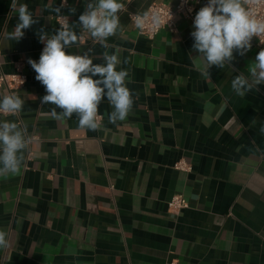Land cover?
I'll return each mask as SVG.
<instances>
[{
  "label": "crops",
  "instance_id": "1",
  "mask_svg": "<svg viewBox=\"0 0 264 264\" xmlns=\"http://www.w3.org/2000/svg\"><path fill=\"white\" fill-rule=\"evenodd\" d=\"M62 1L0 0V73H14L22 59L28 75L17 92L23 109L0 114L27 142L19 170L0 175V230L9 241L0 264H264V85L244 96L231 89L264 48L253 37L245 55L234 52L231 64L204 75L190 21L179 18L177 31L153 40L130 21L129 12L178 0H121L126 11L107 51L119 49L117 70L129 73L134 103L111 123L105 97L100 127L81 128L76 114L52 117L55 105L41 103L47 93L27 62L39 61L37 33L54 34L59 15L79 36L67 51L104 62L105 49L79 25L90 0ZM19 3L37 23L19 41L3 40L18 23ZM7 95L0 88V98ZM181 160L190 171L175 169ZM175 195L189 202L177 215L168 211Z\"/></svg>",
  "mask_w": 264,
  "mask_h": 264
},
{
  "label": "clouds",
  "instance_id": "2",
  "mask_svg": "<svg viewBox=\"0 0 264 264\" xmlns=\"http://www.w3.org/2000/svg\"><path fill=\"white\" fill-rule=\"evenodd\" d=\"M18 0H13V5ZM246 0H208L196 13L191 36L193 50L199 53L205 65L204 75H210L212 66L223 68L231 64L236 52L243 56L252 47L253 37H258L264 44V19H258L243 6ZM67 3L63 0L61 7ZM125 5L121 0H90L84 12L79 16L82 33L86 31L105 49L103 63L94 64L89 52L73 54L67 51L79 43V36L63 17L64 23L54 34L38 31L39 40L44 48L39 61L27 62L35 71V79L45 88L46 95L42 104L55 105L51 115L55 119L79 117V126L91 130L100 127L98 119L99 105L105 99L113 111L108 115L111 123L127 118L132 109L134 98L126 85L129 73L117 70L120 64L117 48L112 54L107 49L108 38L120 29L119 13ZM60 8H54L57 14ZM18 23L14 31L3 36V40L19 41L24 30L37 23L26 3H19L16 8ZM74 12L75 9H70ZM137 27L142 28L138 20ZM81 33V34H82ZM94 77H98L95 78ZM264 85V49H261L248 66V76L237 74L231 80V89L238 96L257 90ZM25 100L19 94L0 98V113L16 115L23 109ZM57 108L61 111H57ZM25 130L17 122L0 120V175L19 170L26 148ZM9 241L4 230H0V247L7 248Z\"/></svg>",
  "mask_w": 264,
  "mask_h": 264
},
{
  "label": "built area",
  "instance_id": "3",
  "mask_svg": "<svg viewBox=\"0 0 264 264\" xmlns=\"http://www.w3.org/2000/svg\"><path fill=\"white\" fill-rule=\"evenodd\" d=\"M202 1L203 0H178L175 5L153 3L143 14L129 12L128 15L133 27L138 31L139 35L149 40H153L163 30H168L170 32L177 31L179 18H184L190 21L193 27L195 15L199 11ZM64 6H68V2L64 4ZM244 7L256 18L264 19V0H246ZM124 11H126L125 7L121 12ZM62 16L66 17L67 22L69 23V18L67 16L59 15L56 17V22L60 27L61 24L64 23ZM138 20L142 23V28L137 27ZM194 30L193 27V31ZM254 38L256 39L257 45L264 48V44L260 42L259 38ZM260 39L264 40V37H261ZM15 67L16 71L12 74L0 73V88L4 87L8 91V95L16 94L20 89L26 86L28 81L26 63L24 60L18 59L15 63ZM0 114L7 115L3 113ZM98 119L100 122L103 119L99 112ZM174 167L183 172L191 170V166L184 160L177 162ZM188 207L189 202L184 195H175L168 202V211L174 215H177Z\"/></svg>",
  "mask_w": 264,
  "mask_h": 264
}]
</instances>
